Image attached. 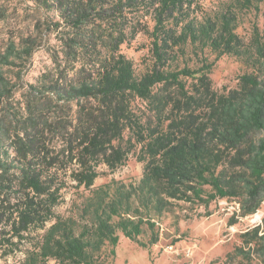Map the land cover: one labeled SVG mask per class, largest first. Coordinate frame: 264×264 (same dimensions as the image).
Returning <instances> with one entry per match:
<instances>
[{
    "label": "trees",
    "instance_id": "16d2710c",
    "mask_svg": "<svg viewBox=\"0 0 264 264\" xmlns=\"http://www.w3.org/2000/svg\"><path fill=\"white\" fill-rule=\"evenodd\" d=\"M31 1L55 13L44 33H54L60 48L51 54L56 73L29 85L18 119L0 67L4 254L21 251L18 264H104L107 253L116 255L119 232L143 247L156 243L153 217L174 200L241 197L242 215L264 203V38L256 25L248 39L236 31L255 0H228L214 11L200 0ZM139 32L151 39L152 65L136 75L120 46ZM34 41L11 46L3 63L30 57ZM205 49L235 56L250 71L219 92L206 56L188 64ZM136 99L148 114L137 113ZM135 144L144 162L139 181L94 187L98 166L116 168ZM67 179L88 194L62 214L55 207ZM144 224L152 231L146 244L137 238ZM244 235L247 249L235 253L246 264L255 253L264 264V217Z\"/></svg>",
    "mask_w": 264,
    "mask_h": 264
},
{
    "label": "rangeland",
    "instance_id": "374dc122",
    "mask_svg": "<svg viewBox=\"0 0 264 264\" xmlns=\"http://www.w3.org/2000/svg\"><path fill=\"white\" fill-rule=\"evenodd\" d=\"M228 0H200L207 11L217 10L223 2ZM256 9L242 11L243 21L236 29L244 39H248L252 26L256 25L264 38V0H255ZM50 17H55L53 11L37 7L31 0H0V67L3 75L12 85V97L8 103V110L17 115L23 114L25 103L29 97V85L37 84L40 78L52 77L56 73L51 54L60 48L55 34L46 35L44 28L51 25ZM36 38L37 44L30 57L8 58L11 64L3 63L2 56L14 45L21 48L28 38ZM151 39L147 34L139 32L134 38L120 46L121 52L131 60L136 75H141L152 65L150 53ZM199 57H192L190 66L201 64L199 59L206 56L212 66L209 72L212 87L219 91L234 88L238 76L250 71L237 57L205 49ZM198 59V60H197ZM70 64V62H68ZM188 83L190 79H188ZM137 113L148 111L145 104L136 99L134 101ZM138 108L140 110H138ZM19 121V120H17ZM16 122L12 123V128ZM20 124V123H19ZM52 134H49V137ZM128 132L124 134L126 138ZM140 145L135 144L127 154L125 160L116 168L110 169L104 164L98 166L99 175L94 180V187L115 180L125 184L137 183L142 176L144 162L139 159ZM67 186L62 190L63 200L55 210L62 214H69L82 202V196L88 194L83 186H76L67 179ZM206 192L211 190L204 186ZM241 197L215 198L203 204L174 200L166 211L154 216V233L158 240L146 247L140 246L119 232V242L115 246L116 255L109 253L105 256L104 264H246L247 259L242 254L235 253L236 248L247 249L245 232L256 225L264 217V203L249 214L241 213ZM76 206V207H75ZM142 233L137 237L139 242L147 243L152 231L144 224ZM19 248H24L19 245ZM110 247H106V252ZM3 250V249H2ZM0 250V264L15 263L23 255L16 250L8 254L5 249ZM251 261L262 264L260 257L253 253ZM46 264H56L54 259Z\"/></svg>",
    "mask_w": 264,
    "mask_h": 264
}]
</instances>
